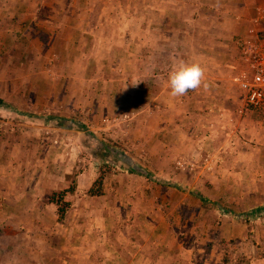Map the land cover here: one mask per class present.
Wrapping results in <instances>:
<instances>
[{
    "label": "crops",
    "instance_id": "obj_1",
    "mask_svg": "<svg viewBox=\"0 0 264 264\" xmlns=\"http://www.w3.org/2000/svg\"><path fill=\"white\" fill-rule=\"evenodd\" d=\"M183 1L0 0L4 3L0 5V24L5 26L4 33L53 32L61 38L52 40L53 44L55 41L63 44V40L70 39L67 49H75V53L54 55L50 60L75 67L86 65L83 77L94 83L97 92L102 90L106 97L111 96L112 103L120 108L139 114V107L150 98L149 111L153 115L150 133L138 141L140 145L185 143V138L170 137L169 133L177 129L179 121L183 125L201 112L198 120L201 119V153L204 154L208 148L216 151L223 143L222 127L229 119L218 113L241 104L240 87L233 79L243 67L238 42L247 35L251 24L250 20L248 25L236 15L231 5L234 2L214 13L206 9L209 0H201L197 13L190 16L189 6L181 4ZM60 2L68 5L65 18L55 14ZM16 15L21 17V22L16 28L8 27V22ZM111 32L118 33L120 39L112 37ZM173 33H181L182 38L179 40ZM62 34H70V37L63 38ZM191 35L194 40L188 42ZM8 41L11 39L5 37L3 50L7 49ZM64 57L69 60L65 61ZM3 58L0 55L1 65L5 63L6 58ZM14 60L9 57L6 62L13 64ZM185 62L200 63L204 70L202 82L184 95L173 96L169 73ZM114 64L118 67H111ZM72 76L77 79V71ZM5 80L8 83V77ZM11 96L0 93V100L4 102L0 104V264H209L201 252V233L185 232L187 227L181 219L174 223L169 214L162 215L155 200L145 204L140 200L124 201L113 196V188L97 199L90 195L95 181L92 167H84L79 172L67 214L60 215L58 203L46 199L50 193L66 186V178L73 171L66 170L62 174L61 165L45 168L42 161L44 158L65 160L66 166L73 168L77 155L45 154L46 150L40 147L45 140L43 124L23 120L24 109L27 111L30 102L29 89L16 91ZM46 99L42 101L47 104ZM98 108L99 105L93 111ZM188 112L190 117H183ZM17 114L20 120L16 119ZM137 119L141 120V116ZM162 121L166 122L165 133L159 130ZM141 132L133 129L132 135L137 139ZM104 146L101 151L106 157L114 154L118 161H127L119 150H104ZM154 155L157 152L152 153ZM135 170L127 173L133 175ZM237 172L235 169L230 175L236 176ZM157 182L166 188L174 186L170 180L157 179ZM168 203L171 201L166 200L164 205ZM134 208L138 209L136 213ZM221 220L229 222L223 217ZM230 225L232 233L226 234L230 239L239 236L238 240L245 244L252 241L254 235L247 230L244 232L242 225ZM245 256L252 258L249 252H245Z\"/></svg>",
    "mask_w": 264,
    "mask_h": 264
},
{
    "label": "rangeland",
    "instance_id": "obj_2",
    "mask_svg": "<svg viewBox=\"0 0 264 264\" xmlns=\"http://www.w3.org/2000/svg\"><path fill=\"white\" fill-rule=\"evenodd\" d=\"M260 1L209 0L206 9L218 13L220 9L234 2L231 5L236 9V15L240 16L241 21H247L248 25L250 20L252 25ZM199 3L201 4V0H185L181 4L189 6L192 16L194 12L197 13ZM3 4L0 2L1 6ZM57 6L58 12L55 14L65 18L68 5L60 2ZM14 8L17 12V8ZM113 15L111 10V17ZM19 22L21 17L16 15L13 21L8 24L6 21L5 24L16 28ZM2 24L0 55L8 60L9 57L16 59L15 63L21 61L19 64H8L5 59V63L0 64V93L4 92L9 97L16 91L20 93L28 88L30 102L27 111L24 109L23 120L43 124L45 140H42L41 149L46 150L45 154L59 152L67 156L70 153L77 155L74 157L77 161L74 162L73 168L67 167L65 160L44 158L42 161L45 168L49 165H61L62 174H65L66 170L70 173L73 171L71 176L66 178V186L50 193L46 199L58 203L60 215L67 214L69 198L77 186V175L84 167H92L95 181L89 191L90 195L97 199L113 188V196L124 201L140 200L145 204L144 202L155 200L158 203L156 207L161 208L157 210H161L162 215L169 214L174 223L181 219L182 224L187 227L185 232L191 233L190 235L201 233V252L209 264H252V261L253 264H264V108L251 109L245 106L244 93L239 82L232 78L233 83L241 88V104L236 105L233 110H222L218 113L220 117L224 116L229 120L222 127L223 143L216 151L208 148L206 153H201V112L191 117L195 118L194 121L190 118V121L183 122V125L179 121L175 126L177 129L169 133L170 137L177 135L185 138V143L171 146L140 145L141 138H147L150 133V119L153 116L149 111L150 98L139 107L141 114L120 108L112 103L111 96L106 97L102 90L97 92L94 83L83 77L86 65L79 64L75 67L50 60L54 55H66L69 51L75 53V49H67L70 39H62L63 44L60 41L53 44L56 38L61 39L53 32L4 33L5 26ZM202 35L204 34L201 33ZM240 35H236V38ZM61 36L66 38L70 37V34ZM111 36L120 39L116 32H111ZM173 36L179 40L182 38L181 33H173ZM5 37L11 41H8L10 43L7 44V49L3 50ZM192 40L194 39L191 35L188 42ZM79 44L82 45L83 40ZM64 60L69 59L64 57ZM111 67L117 68L118 65ZM90 69L91 67L88 68V75L91 74ZM76 71L77 79L72 76ZM7 77L8 83L5 80ZM91 93L95 96H91ZM45 97L48 98L47 104L42 101ZM94 102H97L96 106L99 105L96 112L93 111L96 107L92 106ZM140 116L141 120H138L137 117ZM183 117H190V112ZM16 119L20 120L18 114ZM162 122L159 130L165 133L166 122ZM140 126L142 127L138 128ZM133 129L142 131L140 138L136 139L132 135ZM73 138L77 141L74 142ZM104 144V150L115 148L122 152L127 161H118L114 154L106 157L101 151ZM154 152H157V155L152 156ZM166 155L171 156L168 161ZM127 162L136 168L135 174L127 173L131 170L127 167ZM235 169H238L237 175L231 176L230 172ZM147 172L152 175L148 177ZM157 179L170 180L174 186L166 188L158 183ZM154 186L157 188H152ZM166 200L171 201V204L164 205ZM181 201L182 203H179ZM133 210L135 213L138 211L136 208ZM222 217L228 219L231 224L242 225L244 232L247 230L254 235L251 237L252 241L245 244L238 240L239 236L238 239L226 236L232 233V227L228 221L221 220ZM245 252L252 255L251 260L247 259ZM259 259L262 261L259 262ZM245 260L248 262L245 263Z\"/></svg>",
    "mask_w": 264,
    "mask_h": 264
},
{
    "label": "built area",
    "instance_id": "obj_3",
    "mask_svg": "<svg viewBox=\"0 0 264 264\" xmlns=\"http://www.w3.org/2000/svg\"><path fill=\"white\" fill-rule=\"evenodd\" d=\"M243 67L235 73L245 106L251 109L264 108V0L257 6L252 25L246 36L238 42Z\"/></svg>",
    "mask_w": 264,
    "mask_h": 264
},
{
    "label": "clouds",
    "instance_id": "obj_4",
    "mask_svg": "<svg viewBox=\"0 0 264 264\" xmlns=\"http://www.w3.org/2000/svg\"><path fill=\"white\" fill-rule=\"evenodd\" d=\"M204 70L199 62L181 63L169 73V87L173 96H181L200 86Z\"/></svg>",
    "mask_w": 264,
    "mask_h": 264
},
{
    "label": "trees",
    "instance_id": "obj_5",
    "mask_svg": "<svg viewBox=\"0 0 264 264\" xmlns=\"http://www.w3.org/2000/svg\"><path fill=\"white\" fill-rule=\"evenodd\" d=\"M0 104H4L3 100H0ZM126 165H127L131 170L136 169L133 165H131V164H129V163H127ZM148 177H149V175H148ZM160 183H163V181H161Z\"/></svg>",
    "mask_w": 264,
    "mask_h": 264
}]
</instances>
